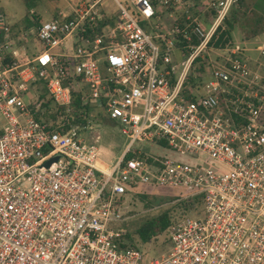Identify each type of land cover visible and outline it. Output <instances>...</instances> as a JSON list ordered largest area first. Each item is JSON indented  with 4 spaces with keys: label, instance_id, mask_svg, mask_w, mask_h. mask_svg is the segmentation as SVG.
<instances>
[{
    "label": "built area",
    "instance_id": "built-area-1",
    "mask_svg": "<svg viewBox=\"0 0 264 264\" xmlns=\"http://www.w3.org/2000/svg\"><path fill=\"white\" fill-rule=\"evenodd\" d=\"M127 1L134 13L114 0V19L102 0H71L29 27L0 14V264H264V46L257 57L210 46L235 0ZM152 21L150 33L141 24ZM176 48L187 56L179 74ZM195 63L208 76L196 82L200 95L186 86ZM101 116L128 139L107 170L98 166L100 134L83 136ZM160 188L202 206L169 229L168 253L148 260L112 225L125 220L127 196Z\"/></svg>",
    "mask_w": 264,
    "mask_h": 264
},
{
    "label": "rangeland",
    "instance_id": "rangeland-1",
    "mask_svg": "<svg viewBox=\"0 0 264 264\" xmlns=\"http://www.w3.org/2000/svg\"><path fill=\"white\" fill-rule=\"evenodd\" d=\"M69 2H71V0H0V14L5 15L10 25L19 28L22 25H34V19L37 17L42 20L50 19L52 16L56 15L59 10L65 9ZM120 2L126 6L130 13H134V8H131L127 0H120ZM101 6L99 10L101 8L100 11L108 17L113 16L114 19L115 16L118 15L119 9L114 0H102ZM31 10L35 12L34 15L30 14ZM207 13L208 14L202 15L201 18H204L203 21H206L210 17L209 12ZM141 25L150 33H153L155 30L153 21L151 22L153 27H151L149 22L142 23ZM233 38L235 45H239L241 48L246 49L256 47L260 44L262 45V42H264V35L255 40L244 41L243 34L239 29L233 32ZM37 43L40 46V41ZM252 52V56H258V53L253 49ZM211 56L215 57V52H211ZM186 57L187 56L183 55L182 51L179 49L173 50L172 52V66L177 68L178 74L182 69L181 62H184ZM200 69L203 70L200 64L195 63L186 81V86L193 88V93L196 95L203 93L202 83L199 85L196 84V82H201V79L205 81L208 77L204 76L206 74L205 71L201 72ZM196 74H200V76ZM91 125L94 127V131L88 130L83 136L86 137L87 141L93 142L94 134L99 133L101 136L99 146L102 152L100 159H103V162H107L108 167L113 166L121 157L128 144V139L121 132L122 125L117 121L110 120L106 116L96 118ZM135 147L145 152L155 151L159 154H169L168 156L170 157L181 159L183 163L193 165L197 163L199 159L203 165L209 168L215 170L223 168L222 165L206 155H200L198 157H181L175 153H171L167 147L157 143L137 142ZM103 162L99 161L98 166L105 170L107 169V165ZM177 193L176 190L166 188H160L157 192L149 189H140L137 193L129 195L126 198V205L124 207L125 212H123L125 220L112 225L114 227H121L129 236L131 235V239L127 238V243L134 244L136 248L144 251L148 260L161 258L168 253L171 244L169 229L158 234L157 238H154L150 242L143 243L135 232L144 221L166 217L171 226L183 218H195L196 216L194 209L185 210L183 203L175 200L173 196ZM140 195H147L148 198L144 200Z\"/></svg>",
    "mask_w": 264,
    "mask_h": 264
},
{
    "label": "trees",
    "instance_id": "trees-1",
    "mask_svg": "<svg viewBox=\"0 0 264 264\" xmlns=\"http://www.w3.org/2000/svg\"><path fill=\"white\" fill-rule=\"evenodd\" d=\"M111 19H107L103 23H100L97 31H101V28L106 24H112ZM29 27L30 25H26ZM239 29L243 34L244 41H250L258 36L264 34V0H235L228 15L218 27L215 32L210 46L216 49H225L234 46L233 32ZM92 36L93 30H89ZM200 71H204L201 70ZM44 93L41 95L43 100L42 107L46 110L53 107L52 101L48 98L45 90L42 89ZM73 109L81 108V100L79 96L74 92V97L71 103ZM52 114H46L45 119L53 118ZM78 117V116H77ZM40 119V118H39ZM81 122V121H80ZM83 123H86L84 121ZM154 155H169V154H159L155 151H151ZM130 156V155H129ZM140 197L146 200L147 195H140ZM185 210L196 209L197 206L201 205V198H195L194 200L182 201ZM173 225H169V221L166 217L154 218L151 220L144 221L136 230L135 234L138 235L139 239L143 243H148L154 238H157L158 234L163 231L170 229ZM131 239V235H126V239ZM130 246L136 247L134 244H128Z\"/></svg>",
    "mask_w": 264,
    "mask_h": 264
},
{
    "label": "crops",
    "instance_id": "crops-1",
    "mask_svg": "<svg viewBox=\"0 0 264 264\" xmlns=\"http://www.w3.org/2000/svg\"><path fill=\"white\" fill-rule=\"evenodd\" d=\"M195 1L198 2V4L201 6V4H202L201 2H202L203 0H195ZM200 11H201L203 14H208L207 12L204 13V11H203L202 8H200ZM201 12H200V13H201ZM202 13H201V14H202ZM203 14H202V15H203ZM263 35H264V34H262L261 36H258V37H262ZM258 37H256V38H258ZM256 38H254L253 40H255ZM251 40H252V39H251ZM263 46H264V42H262V45L260 44V45H258V46H256V47L247 48V49H249V50H252V49H253V50H257L259 47H263ZM100 161L103 162V159H100ZM103 163L106 164V165L108 166V163H107V162L104 161Z\"/></svg>",
    "mask_w": 264,
    "mask_h": 264
},
{
    "label": "water",
    "instance_id": "water-1",
    "mask_svg": "<svg viewBox=\"0 0 264 264\" xmlns=\"http://www.w3.org/2000/svg\"><path fill=\"white\" fill-rule=\"evenodd\" d=\"M58 160V156H55L52 160H50L49 162L46 163V166L48 168L52 167L54 163H56V161Z\"/></svg>",
    "mask_w": 264,
    "mask_h": 264
},
{
    "label": "bare ground",
    "instance_id": "bare-ground-1",
    "mask_svg": "<svg viewBox=\"0 0 264 264\" xmlns=\"http://www.w3.org/2000/svg\"><path fill=\"white\" fill-rule=\"evenodd\" d=\"M105 170H107V169H105Z\"/></svg>",
    "mask_w": 264,
    "mask_h": 264
}]
</instances>
